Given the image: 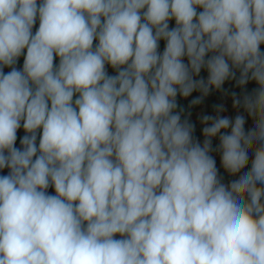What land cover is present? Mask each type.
I'll list each match as a JSON object with an SVG mask.
<instances>
[{
	"label": "clouds",
	"instance_id": "obj_1",
	"mask_svg": "<svg viewBox=\"0 0 264 264\" xmlns=\"http://www.w3.org/2000/svg\"><path fill=\"white\" fill-rule=\"evenodd\" d=\"M262 46L264 0H0V264H264Z\"/></svg>",
	"mask_w": 264,
	"mask_h": 264
},
{
	"label": "crops",
	"instance_id": "obj_2",
	"mask_svg": "<svg viewBox=\"0 0 264 264\" xmlns=\"http://www.w3.org/2000/svg\"><path fill=\"white\" fill-rule=\"evenodd\" d=\"M169 24H170V27H174L175 26V21L174 20L170 21ZM36 26L38 28V25H36ZM164 45H165V42L163 40H161L160 41V47H159V51L160 52L163 51ZM262 50H264V46H262ZM108 71H109L110 75H114L115 74V71L110 66L108 67ZM201 75L206 77L207 73L202 71ZM225 87L230 89V91H236L238 93L241 91L239 88L234 87V82H226ZM254 87H256L254 82H250L249 85H247V88H248L249 91H251V89H253ZM178 100H179V102L181 103L182 106L186 107V103L187 102L185 100H183V99H181L179 97H178ZM221 103L226 106L227 111L220 113V115H226V116L234 118L235 115L237 114V112H236V110H234L231 107V97H230V95L229 96H225V95H223L220 92H215L214 91L209 97L205 98V101H204L203 105L196 106V107H194L192 109H189V111L193 112V115L190 117V119H191V121L193 123L196 124V131H195L194 135H195V137H197L201 141V143L203 141V136H202V127H203V125H201V123L199 122L197 117L199 115H201V114L215 115L216 112L212 108V105L221 104ZM240 111L242 112L243 110L241 109ZM184 115L187 116V113H185ZM251 126H252V122H251V120H248V122L245 125L246 129L251 127ZM215 142L219 143L218 138H214L213 144ZM249 157H250L249 165L247 166L246 169H244L242 171H246V170H248V168H250L251 159L253 158L251 152L249 153ZM216 161H217V167H218L219 171L225 173L224 169L221 166L220 158L219 157L216 158ZM116 238L119 239L120 238L119 235H117Z\"/></svg>",
	"mask_w": 264,
	"mask_h": 264
},
{
	"label": "built area",
	"instance_id": "obj_3",
	"mask_svg": "<svg viewBox=\"0 0 264 264\" xmlns=\"http://www.w3.org/2000/svg\"><path fill=\"white\" fill-rule=\"evenodd\" d=\"M217 145H218V142H215L213 144V147L215 148ZM211 155H213L215 157V159L219 157V154L216 153V152L211 153ZM219 175L222 177V182H224V183H228L230 180L238 178V174H237V176H230L226 172L223 173V172H220V171H219Z\"/></svg>",
	"mask_w": 264,
	"mask_h": 264
},
{
	"label": "flooded vegetation",
	"instance_id": "obj_4",
	"mask_svg": "<svg viewBox=\"0 0 264 264\" xmlns=\"http://www.w3.org/2000/svg\"><path fill=\"white\" fill-rule=\"evenodd\" d=\"M38 23H39V22L37 21L36 25H38ZM22 62H23V58H22ZM56 63H58V60L56 61ZM19 136H20V135H19V131H18V137H19ZM17 144H19V140L17 141ZM6 171H7V170L5 169L4 172H6ZM0 174H2V173H0ZM48 191L54 193V189H51V188H50Z\"/></svg>",
	"mask_w": 264,
	"mask_h": 264
},
{
	"label": "trees",
	"instance_id": "obj_5",
	"mask_svg": "<svg viewBox=\"0 0 264 264\" xmlns=\"http://www.w3.org/2000/svg\"><path fill=\"white\" fill-rule=\"evenodd\" d=\"M22 58H23V56H21V57L19 58V61H18V64H17V67H19V68H22V64H23V62H22Z\"/></svg>",
	"mask_w": 264,
	"mask_h": 264
},
{
	"label": "water",
	"instance_id": "obj_6",
	"mask_svg": "<svg viewBox=\"0 0 264 264\" xmlns=\"http://www.w3.org/2000/svg\"><path fill=\"white\" fill-rule=\"evenodd\" d=\"M10 69H5V72L9 71ZM19 131V135L22 136L24 133H23V129L21 128Z\"/></svg>",
	"mask_w": 264,
	"mask_h": 264
},
{
	"label": "rangeland",
	"instance_id": "obj_7",
	"mask_svg": "<svg viewBox=\"0 0 264 264\" xmlns=\"http://www.w3.org/2000/svg\"><path fill=\"white\" fill-rule=\"evenodd\" d=\"M36 28H37V26L35 25V27L33 28V31H34V32H35Z\"/></svg>",
	"mask_w": 264,
	"mask_h": 264
}]
</instances>
